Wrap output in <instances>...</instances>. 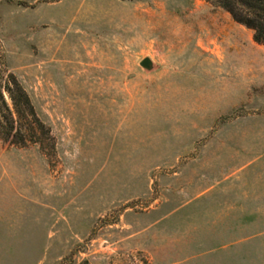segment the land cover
I'll list each match as a JSON object with an SVG mask.
<instances>
[{"label":"rangeland","instance_id":"374dc122","mask_svg":"<svg viewBox=\"0 0 264 264\" xmlns=\"http://www.w3.org/2000/svg\"><path fill=\"white\" fill-rule=\"evenodd\" d=\"M252 34L210 0H0L54 143L0 139V264H264Z\"/></svg>","mask_w":264,"mask_h":264},{"label":"trees","instance_id":"16d2710c","mask_svg":"<svg viewBox=\"0 0 264 264\" xmlns=\"http://www.w3.org/2000/svg\"><path fill=\"white\" fill-rule=\"evenodd\" d=\"M224 9L230 17L253 30L255 42L264 44V0H210ZM0 139L24 146L37 143L40 148L53 137L49 127L36 115L33 106L15 76L0 64Z\"/></svg>","mask_w":264,"mask_h":264},{"label":"water","instance_id":"95a60500","mask_svg":"<svg viewBox=\"0 0 264 264\" xmlns=\"http://www.w3.org/2000/svg\"><path fill=\"white\" fill-rule=\"evenodd\" d=\"M139 64L146 69L150 68V60L147 57L142 58Z\"/></svg>","mask_w":264,"mask_h":264}]
</instances>
